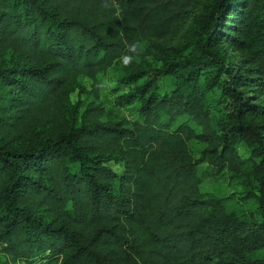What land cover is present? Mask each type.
Here are the masks:
<instances>
[{
	"label": "trees",
	"instance_id": "1",
	"mask_svg": "<svg viewBox=\"0 0 264 264\" xmlns=\"http://www.w3.org/2000/svg\"><path fill=\"white\" fill-rule=\"evenodd\" d=\"M192 1L0 0V251L12 262L264 264V122L248 118L264 102L242 90L264 93V0H206L155 74L118 96L139 118L114 121L98 101L100 74L132 39L166 36ZM223 40L250 54L225 59ZM77 77L93 96L80 114L65 98ZM216 84L232 108L212 119ZM206 158L256 175L257 214L201 191Z\"/></svg>",
	"mask_w": 264,
	"mask_h": 264
},
{
	"label": "rangeland",
	"instance_id": "2",
	"mask_svg": "<svg viewBox=\"0 0 264 264\" xmlns=\"http://www.w3.org/2000/svg\"><path fill=\"white\" fill-rule=\"evenodd\" d=\"M206 0H193L189 6L187 15L178 21L169 34L161 38L135 37L132 39L131 52L122 54L100 74L99 104L106 111V116L114 121L121 119L139 118L137 104H119L117 98L120 94L130 90L134 85L141 83L144 79L155 74V67L160 64L161 47L164 45L177 44L186 39L194 26L195 17L203 9ZM222 52L225 53V59L233 62H242L250 54L251 46L248 43L227 42L220 43ZM145 70L142 77L134 82L126 83L121 77L131 70ZM160 91L165 89L170 83L169 79L157 76ZM91 80L87 77H77L66 89V104L69 109L78 107V114L83 112L87 106H91L92 92L88 90L91 87ZM242 88V86H241ZM252 89L243 88L244 94H247L250 101L254 103L264 102V93L254 85ZM74 106V107H73ZM232 108L231 100L220 92L219 86L214 85L209 92L206 101V110L212 119L221 116L222 112H229ZM256 122H264V113L256 114L250 112L248 118ZM195 157L201 155V149L204 143L191 139L188 141ZM236 150L240 157L249 156V148L244 144L236 145ZM113 169L121 172L123 169L122 161L107 162ZM200 169H207L211 173L203 180L201 191L212 194L214 197L224 199V204L228 209L245 212L246 214H257L256 175L242 168H230L227 165L223 167H214L209 158L199 162ZM0 264H23V262H12L8 256L0 251Z\"/></svg>",
	"mask_w": 264,
	"mask_h": 264
}]
</instances>
